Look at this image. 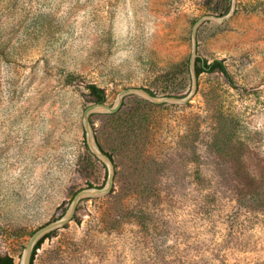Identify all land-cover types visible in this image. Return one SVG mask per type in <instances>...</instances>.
<instances>
[{"label":"rangeland","instance_id":"374dc122","mask_svg":"<svg viewBox=\"0 0 264 264\" xmlns=\"http://www.w3.org/2000/svg\"><path fill=\"white\" fill-rule=\"evenodd\" d=\"M231 0H0V256L18 264L31 234L76 192L102 187L88 151L86 85L185 97L191 31ZM202 73L183 106L129 96L91 123L115 164L110 195L87 199L33 264H264V0H236L203 23Z\"/></svg>","mask_w":264,"mask_h":264},{"label":"water","instance_id":"95a60500","mask_svg":"<svg viewBox=\"0 0 264 264\" xmlns=\"http://www.w3.org/2000/svg\"><path fill=\"white\" fill-rule=\"evenodd\" d=\"M236 0H231L229 11L222 17L205 15L199 18L193 25L191 31V52L189 59V74L191 87L189 93L185 97L164 96L158 97L150 94L145 89L141 88H128L121 90L115 98L113 105H107L106 103H93L86 107L82 115V126L85 145L88 151L102 164L105 171V182L102 187H87L79 190L71 199L65 212L58 219L47 223L46 225L35 230L24 248L22 249L18 264H31L32 256L37 244L45 238L47 235L54 233L60 229L65 228L71 221H73L78 206L80 203L87 199L103 198L110 195L114 188L115 181V165L112 159L100 148L98 145L94 129L91 123V116L94 114H107L112 115L122 107L124 100L129 96H137L150 104L156 106L172 105L183 106L187 105L197 93L198 79L195 70V61L197 55V31L198 28L205 22L213 21L218 24H222L227 21L235 12Z\"/></svg>","mask_w":264,"mask_h":264},{"label":"trees","instance_id":"16d2710c","mask_svg":"<svg viewBox=\"0 0 264 264\" xmlns=\"http://www.w3.org/2000/svg\"><path fill=\"white\" fill-rule=\"evenodd\" d=\"M229 6L226 7V9L224 10L223 14H227L228 11H229ZM195 70H196V74H197V79H199V76L202 74V73H207V74H212V73H220L226 80L227 82L231 85V86H234V81L231 77V75L229 74V72L227 71L226 67L223 65L222 61H219V60H214L212 62H209L207 61L206 59H202L200 58L199 56L196 58V61H195ZM189 74V72H188ZM86 90L88 91V95L89 98H90V102L93 104V103H106V100H107V97H106V94H105V91L94 85V84H89V85H86ZM144 89V88H142ZM146 91H148L150 94L152 95H155L153 92H151L150 90H147L145 89ZM124 104V102H123ZM122 104V106H123ZM95 138H96V141L98 143V145L100 146V148L103 150V148L101 147L97 137H96V134H95ZM104 151V150H103ZM105 152V151H104ZM113 161V158L111 156V154L105 152ZM98 161V160H97ZM99 162V161H98ZM114 162V161H113ZM100 163V162H99ZM101 164V163H100ZM102 165V164H101ZM115 165V164H114ZM103 167V166H102ZM116 168V167H115ZM104 169V167H103ZM89 187H92V186H89ZM76 194V193H75ZM75 218V217H74ZM74 220V219H73ZM55 233V232H54ZM54 233H51L49 235H47L45 238H43L36 246V249L34 250V253H33V256H32V261H31V264H33L34 262V259H35V255H36V252L37 250L40 248V246L42 245V243L48 239L49 237H51L52 235H54ZM0 264H16L14 259L9 256V255H2L0 256Z\"/></svg>","mask_w":264,"mask_h":264}]
</instances>
